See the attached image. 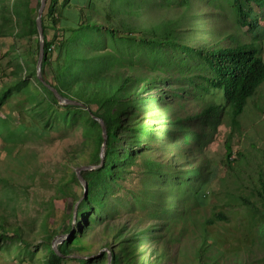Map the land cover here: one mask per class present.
I'll use <instances>...</instances> for the list:
<instances>
[{
	"label": "trees",
	"instance_id": "obj_1",
	"mask_svg": "<svg viewBox=\"0 0 264 264\" xmlns=\"http://www.w3.org/2000/svg\"><path fill=\"white\" fill-rule=\"evenodd\" d=\"M36 1V6L31 0L0 1V38L14 41L5 52L12 70L1 74L0 136L24 143L16 138L43 135L58 121L70 126L84 119L86 137L84 146L47 174L36 151L4 144L8 166L22 167L16 173L23 179L4 170L0 182L8 199L18 203L27 177L47 179L45 213L55 208L57 213V201L71 203L79 230L73 232L74 210L62 219L38 217L40 223L29 227L11 220L2 207L0 253L14 249L29 264H108L109 255L111 264H264V258H253L257 246L264 248L263 174L255 201L224 189L232 195L230 203L241 202L258 216L257 240L245 247L248 255L223 251L208 235L214 221L200 215L218 175L207 150L222 130L238 128L264 84V0H48L51 24L42 18L44 82L37 76ZM200 2L213 9L207 28L203 9L200 27L196 19ZM19 94L25 103L15 106ZM103 143L102 166L81 172L88 183L84 195L76 169L100 165ZM226 151L231 166L236 162L230 161L229 142ZM133 177H143L142 195L132 189ZM214 217L229 221L222 212ZM66 235L56 251L58 236Z\"/></svg>",
	"mask_w": 264,
	"mask_h": 264
},
{
	"label": "rangeland",
	"instance_id": "obj_2",
	"mask_svg": "<svg viewBox=\"0 0 264 264\" xmlns=\"http://www.w3.org/2000/svg\"><path fill=\"white\" fill-rule=\"evenodd\" d=\"M73 1L74 0H69L68 4L73 3ZM135 1L136 0H133V2ZM36 4V0H31L32 6H36ZM85 6L88 5L86 4ZM104 6L105 3L100 4L98 10L103 12ZM47 8L48 2L43 16H45L46 24L50 25L51 22L46 16ZM196 8L199 12L196 19L202 17L200 10H204L205 27L207 28L213 9H209V6L202 2L197 3ZM217 12H220L219 9H217ZM70 19L71 18L67 21L70 22ZM200 20L201 19L198 20L199 23L197 22L199 27ZM218 24V20H214L215 28H218ZM53 35L54 31L49 27L47 30L48 39H51ZM13 42L14 41L9 37L0 38V75L3 71L10 72L12 70L11 67L13 66L9 61L10 57L5 52L11 48ZM20 45L22 46L23 43L21 44L20 42L19 46ZM0 81H5L3 75L0 76ZM27 98L31 101L30 96H27ZM13 102L15 106L19 103H25L23 94H19ZM1 110V114L5 117V111L9 110V106H3ZM26 120L31 121L28 117H26ZM25 124L26 126L24 128H28L29 123L25 122ZM56 125L55 128L41 133L43 135L37 133V137H29L30 134L25 133L16 138L17 140H23L24 143L7 142L3 136H0V172L3 173L4 170H10L11 175L19 176V178H21L19 180L22 182L23 177L20 173H16L17 170H22V167H18L14 162H12L11 166H8L11 162H9L7 158V153L2 150V146L7 143L25 145V150L30 153L32 150L36 151L38 153V163L42 166L46 174L48 170L53 169L56 162L66 158L68 152L76 150V147L81 148V146H84L83 143L87 130L84 119H77L73 121V123H70V126H65L61 121H58ZM198 130L199 128L196 127L195 131L198 132ZM227 142L230 143L232 151L230 161L235 160L236 162L231 166L227 163ZM188 149H190V146H188ZM159 155H163V152L160 151ZM169 155H171V153H169ZM206 156L208 160L211 161V164L218 168V175L211 185L212 192L209 194L207 203L205 207H203L204 209L201 211L200 215L214 221L211 225H207L208 235L217 242L223 251L227 254L238 253L246 256L249 251H245V247H252L254 245L253 243L257 240L256 220L258 216H254L248 207L240 205L241 202H237L236 204L230 203L229 201L232 200V195L226 193L224 189H228L235 195L246 197L251 201L257 199L253 194L257 193V190L260 188V175H264V84L257 89L255 96L249 100L246 113L239 119L238 128L233 130L229 128L222 130L215 143L210 146V150H207ZM199 159L200 153L197 151V164L199 163ZM37 160L34 159L33 164H37ZM235 173L240 174L238 179L235 178ZM142 178L143 177H133L130 180V182H132V189L139 192L140 195L143 194ZM42 180L38 178L36 180H31L27 177V180L25 179L23 181L25 183L19 182V185L21 183V186H23L18 192L19 202H21L19 207H16L19 202L14 203L12 200L8 199L10 194L3 191L5 185L3 186V182H0V198L2 200L0 211L3 212L4 209H2V207H5L9 214H11V220L22 222L26 226L32 227L40 223L38 217H40L41 220L49 217L54 218L55 216L62 219L65 215L68 216L74 210L72 225L73 232L77 233L79 228L77 225L76 207L72 209L71 203L57 201V213L56 208L50 213H45V203L51 191H47L45 184L47 183V179L44 178ZM125 199L126 197H124V200ZM13 207L19 208V211L13 212ZM219 212L226 214L229 217V221L220 222L215 220L214 215ZM136 214L144 215V212L137 209ZM260 237L261 236H259V238ZM59 238H63V240L67 239L64 238V236H58L57 240H59ZM255 249L253 258L263 259L264 248L257 246ZM0 264L29 263L27 261H22L21 257L16 254V251L10 249L8 254L0 253ZM38 264H40V261H38Z\"/></svg>",
	"mask_w": 264,
	"mask_h": 264
},
{
	"label": "water",
	"instance_id": "obj_3",
	"mask_svg": "<svg viewBox=\"0 0 264 264\" xmlns=\"http://www.w3.org/2000/svg\"><path fill=\"white\" fill-rule=\"evenodd\" d=\"M47 2H48V0H40V8L38 10V14H37V18H36V25H37V29H38V33H39V44H40L39 58H38V63H37V76H38L39 80L42 82H44V79L42 76L41 65H42V62L44 59V48H45V38H44V30H43V26H42V16H43L44 10L47 6ZM53 91L57 95V97L61 100L58 93L54 89H53ZM61 104H78V103L72 102V101H61ZM100 123L102 124L101 121H100ZM106 139H107V135H106V132H105L104 126H103V140H104V142L106 141ZM104 157H105V153H104V143H103L102 148H101V164L100 165L95 166V167H81V168L76 169V176H77L80 184L84 188V195H86L88 192V183L83 178L81 172L84 170L96 169V168L102 166ZM64 238H67V235L64 236ZM62 242H63V238H59V240L55 241L54 249L56 251H57L58 245L61 244ZM108 264H111L110 255H109Z\"/></svg>",
	"mask_w": 264,
	"mask_h": 264
}]
</instances>
